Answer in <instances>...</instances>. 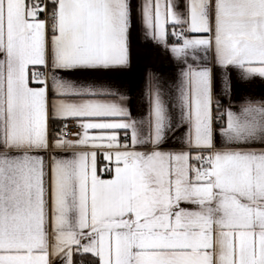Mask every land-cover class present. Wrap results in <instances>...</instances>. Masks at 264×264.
Instances as JSON below:
<instances>
[{
    "label": "snow or ice",
    "instance_id": "1",
    "mask_svg": "<svg viewBox=\"0 0 264 264\" xmlns=\"http://www.w3.org/2000/svg\"><path fill=\"white\" fill-rule=\"evenodd\" d=\"M0 264H264V0H0Z\"/></svg>",
    "mask_w": 264,
    "mask_h": 264
}]
</instances>
